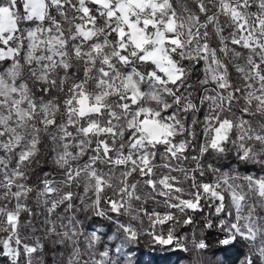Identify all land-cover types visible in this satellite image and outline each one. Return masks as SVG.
<instances>
[{"label": "snow or ice", "instance_id": "1", "mask_svg": "<svg viewBox=\"0 0 264 264\" xmlns=\"http://www.w3.org/2000/svg\"><path fill=\"white\" fill-rule=\"evenodd\" d=\"M205 210L264 260V0H0V264L189 252Z\"/></svg>", "mask_w": 264, "mask_h": 264}, {"label": "rangeland", "instance_id": "2", "mask_svg": "<svg viewBox=\"0 0 264 264\" xmlns=\"http://www.w3.org/2000/svg\"><path fill=\"white\" fill-rule=\"evenodd\" d=\"M225 163H228V161H225ZM253 172H255V169H253ZM191 212V211H190ZM189 212V213H190ZM200 223L198 219H195V224L191 225V232H183L182 238H187V246L190 251V257L189 258H184L180 262H177V264H244V261L246 257L251 255L249 252L248 247L246 246L245 243H240L237 244L235 247L229 248L227 251H217V252H208V253H203V250H193V246L191 243V238L193 235H195L198 239H203V235L205 230H202L200 228ZM137 227L139 228L140 225L137 224ZM144 228L148 227V222L145 219V223L143 225ZM94 228V227H92ZM107 230L108 227L106 226ZM106 229H101V231H105ZM114 231V229H113ZM111 234V233H110ZM139 240H146L148 241H153L152 238L146 234L141 233L137 241H133L130 243H125L121 245V242L119 240L115 241L116 246H119L121 249L119 256L122 258L120 261V264H130V254H128V251L132 252V255H135V253L139 250L137 249V244H139ZM207 243V241L205 240ZM139 246V245H138ZM209 248V244L208 247ZM206 248V249H207ZM171 251H180L177 250L173 247H170L166 250V252H171ZM149 252V251H147ZM161 254V252H159ZM150 254V253H149ZM151 259V258H150ZM149 259V261H150ZM151 262H149L150 264ZM258 264H264V260H261L258 262Z\"/></svg>", "mask_w": 264, "mask_h": 264}, {"label": "trees", "instance_id": "3", "mask_svg": "<svg viewBox=\"0 0 264 264\" xmlns=\"http://www.w3.org/2000/svg\"><path fill=\"white\" fill-rule=\"evenodd\" d=\"M45 170H47V166ZM206 212L207 210H205V213L190 212L188 214L191 215L194 220L198 219L200 223V220L202 219L203 215L206 214ZM104 224H105V227L101 229H106L105 231H108L106 228L108 222L105 221ZM92 227L97 228L99 227V225L92 224L91 227L88 228V231H91L93 229ZM211 231H212V234H209V230H205L204 232L203 239L207 241V244H209V248L204 249L203 253L217 252L218 249L220 248L218 240L215 236V230H211ZM183 232H187V233L191 232L190 226H187V225L183 226V228L180 230L181 236ZM110 243H115V241L110 242ZM138 243L139 244H137V249L139 248V250L135 253V255H132V252L128 251V254H130V258H131L130 264H149V262H151L150 264H177V262H180L184 258L190 257V251L184 252L180 250V251L166 252V250L168 248L170 249V247H167V246L164 247L163 245H157L151 240L148 242L146 240H141V241L139 240ZM159 252H161V254ZM55 259H57L56 252H52L46 257L48 264H54Z\"/></svg>", "mask_w": 264, "mask_h": 264}, {"label": "water", "instance_id": "4", "mask_svg": "<svg viewBox=\"0 0 264 264\" xmlns=\"http://www.w3.org/2000/svg\"><path fill=\"white\" fill-rule=\"evenodd\" d=\"M165 247V246H164Z\"/></svg>", "mask_w": 264, "mask_h": 264}]
</instances>
